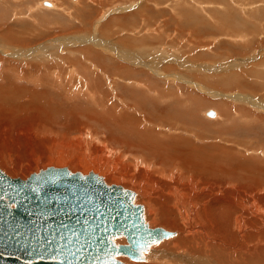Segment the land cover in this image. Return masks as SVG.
I'll return each mask as SVG.
<instances>
[{"label":"rangeland","instance_id":"374dc122","mask_svg":"<svg viewBox=\"0 0 264 264\" xmlns=\"http://www.w3.org/2000/svg\"><path fill=\"white\" fill-rule=\"evenodd\" d=\"M60 1L62 5L56 0H0V35L6 39V42L0 41L2 170L11 177L26 179L39 171L36 162H41L44 166L41 169L61 166L84 172L87 166L83 165L90 163L88 156L92 155L90 158L95 163L107 161L110 173L103 177L107 183L117 184L115 179L124 177L127 182L118 184L131 189L133 178L139 182L137 187L146 188L150 193L155 189L153 196L164 189L163 193L171 197V183L167 185L166 179L160 176L158 165L161 164L152 156L158 154L161 160L169 158L167 153L171 150L166 149L167 144L182 138L199 146L215 143L233 155L242 153L244 158L239 156L242 161L239 163L250 167L252 160L248 159H256L255 172L259 170L264 178V67L260 66L264 61V0ZM47 2L53 7L47 6ZM11 34L18 38H12ZM115 51L121 52V56ZM17 65L20 69L17 72H23L21 76L16 72ZM36 72L39 80L34 82L30 76ZM247 72L252 77L240 78L244 80L236 86L227 76L223 77L231 73L243 77ZM158 92L163 96H158ZM176 104L180 106L179 111L172 114L184 116L185 121L170 123L163 119L165 125L161 123L157 118L160 112ZM211 111L215 112L214 118L208 116ZM172 124L176 126L171 128ZM64 147L73 150L67 154L74 161H71L72 168L52 162ZM135 159L137 167L133 165ZM144 159L156 163L148 168L150 172L145 164H140ZM169 160L167 164L171 165L173 161ZM115 166L117 170L111 171ZM152 169L155 174L159 172L158 176ZM254 181L260 185V180ZM180 182L183 195L193 192L189 182L184 181L187 184L183 182V185ZM256 183H253L255 187ZM238 186L236 183L227 186L230 201L238 195L246 199L249 194H255L253 197L261 195L257 201L264 202V184L262 193L258 194H252L250 185L246 193L240 194ZM197 196L200 214H203L204 204L201 196ZM137 197L136 202L146 207V200L141 195ZM158 200L161 207L165 202ZM178 203L177 207L181 205ZM233 207V212L241 209ZM176 214L177 211L170 214L171 224L164 221L157 226L186 232L182 214ZM167 215L163 211L164 219ZM169 224L171 227L167 228ZM144 261L131 260L133 263Z\"/></svg>","mask_w":264,"mask_h":264},{"label":"bare ground","instance_id":"6f19581e","mask_svg":"<svg viewBox=\"0 0 264 264\" xmlns=\"http://www.w3.org/2000/svg\"><path fill=\"white\" fill-rule=\"evenodd\" d=\"M56 1L61 3V5L63 3L60 0H56ZM73 1H75V0H73ZM46 5L53 7V5L50 2H47ZM63 9H65V8H63ZM9 30L10 29L8 28L6 30V32L9 31ZM9 33H11V32H8L6 34H9ZM13 36H14V38H18L16 35H12V38H13ZM0 41L6 42V39H4V36L0 35ZM97 43H98V41H97ZM5 48H6V46H5ZM8 49L10 50V48H8ZM35 49H32L30 51H33ZM108 50L111 51V49H108ZM3 51H2V53H3ZM4 53L9 54L7 52H4ZM91 53L92 52H90V54ZM31 54L32 53H29V55H31ZM117 54L119 56H121L120 55L121 52L120 53L116 52V55ZM13 56L17 58L16 54H13ZM91 56L94 57V55H91ZM18 58L20 59L21 57H18ZM93 59H95V58H93ZM170 59L171 58L166 59V60L169 61ZM115 64H117V63L115 62ZM260 66L264 67V61L261 63ZM15 69H16V72L20 71L18 65L15 67ZM85 72H86V70H85ZM20 73H23V72L21 71ZM20 73L17 72V74H19V75H20ZM124 73H127L126 70H124ZM37 74L38 73L36 72V75L35 74H32L31 76L29 75L31 77V79L34 80V82L39 80V78H37V80H36V77L39 76ZM228 75H230V76H228ZM228 75H224L223 77L227 76L226 79H228L230 83H236L235 86L237 85V82L238 83L241 82V80H244L246 77H248V76L252 77V73L251 72H247L245 74L246 76L243 75V77L241 75H239V74H238L239 76H237L236 73H234V74L231 73V74H228ZM25 76H27V75L25 74ZM119 76L122 77L120 74H119ZM7 77L9 78V76H7ZM240 78H244V79H240ZM239 79H240V81H238ZM213 82H214V80H213ZM229 82H227V83H229ZM224 86L225 87H229L227 85H224ZM10 90L11 89H9V91ZM22 90H24V89H22ZM156 90H158L157 87H156ZM170 92H172V95L175 94L174 91L170 90ZM1 94H2V92H1ZM3 94H5V93H3ZM164 94H166V92ZM166 95L169 97L168 94H166ZM158 96L162 97L163 95L160 92H158ZM171 98L172 99L175 98V95H174V97H171ZM166 100H169V99H166ZM163 101H165V100H163ZM174 101H176V99H174ZM178 104L172 106V108L169 106L171 109H166V110L161 111L160 115L157 116V118H160L162 121H163V119H166V121H168V122L173 121V123L182 122L183 119L185 118L184 116L182 117V116H180V114H177V113L174 114V115L172 114L174 112L179 111V107H180L179 105H181V104H179V105ZM143 106H145V105H143ZM143 106H142V109L144 110L145 107H143ZM157 106H159V105H157ZM118 109H120V108H118ZM117 112H118V110H117ZM119 113H121V112L119 111ZM125 115H126V112H125ZM208 116L211 117V118H214L215 112H214L213 115L208 114ZM130 117L132 118V115ZM134 117H133V120H134ZM125 119H126V117H125ZM160 119H159V121H160ZM188 119H190V118H188ZM116 120H117V118H116ZM191 120H193V119L191 118ZM144 121L146 122V120H144ZM184 121H185V119H184ZM118 122H119V120H118ZM161 123H164V125H165L164 121L161 122ZM118 124H120V123H118ZM132 124H135V123H132ZM148 124H146V125H148ZM138 125H136V126H138ZM178 125H179V123L177 124V126ZM121 126H122V124H121ZM172 126H174L173 124L171 125V128H174L176 126V124H175L174 127H172ZM166 127H167V124H166ZM123 128H125L124 127V123H123ZM130 128H131V126H130ZM150 129L152 131V128H150ZM45 131H47V130H45ZM129 131L131 132V129ZM138 132H140V131H138ZM138 132H137V134H138ZM43 134H44V132H43ZM50 134H52V133H50ZM134 135H136V134L134 133ZM143 136H144V134H143ZM154 137H156V136H154ZM160 138L162 139V136ZM160 138H158V139L161 141ZM175 138L177 139L176 136H175ZM138 139H139V137H138ZM41 140H43V139H40V141ZM67 142H68V140H67ZM132 142H133V140H132ZM157 142H159V141H157ZM119 143H121V142H119ZM165 143H164V145H166ZM136 144H135V146H136ZM158 144L160 145V143H158ZM80 145H82V144H80ZM62 146H64V145H62ZM131 146L133 147V145H131ZM64 148L65 149H61V151H58V155L56 156L57 158H55V160H53L52 162L54 163V165H56V164L57 165H70V167L72 168L73 167L72 162H74V161L71 158H69L67 156V154H68V152L72 153L73 150L72 149L70 150V148H68V147H64ZM71 148H72V146H71ZM152 148H154V147H152ZM159 148H162V147H159ZM166 149L171 150L170 152L167 153L169 155V158H167V159L163 158L161 160L162 156H160V155H158L156 153H154L156 155H154L152 157L155 159V162H157L158 164H161V165H158V167L159 166L161 167V168H159V169H161V175L160 176H162L163 179L164 178L166 179L165 182H167V185L169 183H171L170 184L171 187H172L170 189V191L172 193L171 197L165 195L166 194L165 192H164L165 194L163 193V190H164L163 188H161L163 190H160V191L157 192V194H156L157 196H153L152 192L155 191V189L151 193L146 191V190H144L146 188L141 189L140 187H137V185H136V184H138V186H139V182H136L137 180H135V179H133L131 177L132 178L131 182H130L131 186H133L135 188V190H133L135 192V202H136V198H138L137 195H141L143 197V199L146 200V202H145L146 203V207H144V216H145V221L148 223V225L151 228L158 227L157 225L162 224L164 221L166 223H170L171 224L170 214H172V212H176L177 211L178 215L177 214L176 215L179 216V213L182 214V216H181L182 218L181 219L185 220L183 222H184V225H186L185 227L188 228V229H187L186 232H177V231L167 230L166 228L163 227L165 230L172 232V234L169 235L168 237L162 238L160 241H157V242L149 245L147 248L143 249V251H142L143 255H142V258L140 259V260H142V259L145 260L143 263H141V262L140 263H133V262H131V260H129L130 258H128L125 255L124 256H120L119 258L121 260L125 261L127 264H264V202H262L260 200L257 201L258 196L261 198V195H257L255 197H253L255 194L253 196L251 194H249L248 197L246 199H244L241 196H239L238 194H235V195H238L239 197L236 196V197L233 198L234 199L233 201H230L229 197H228V194H230L229 193L230 189L227 188V186H229L231 183H233V184L236 183L237 186L240 185V186H238L239 190L241 191L240 194L243 193L242 191L245 192V190L248 188V185L251 186L249 189L252 190V194H253V192H255L257 194L259 192L262 193V191H263L262 190L263 189L262 185L264 184V180H263L264 178L261 176L262 174H261V172H259V170H257V172H255V170H256L255 168L257 166L253 165V164H258L256 162V159H250V158L248 159V161L252 160L251 161L252 165L250 167L249 165H245L244 163L243 164L239 163L241 161V160H239V158H240L239 156L244 158L242 153L239 156L238 155H233L231 152L226 151L223 147L218 146V144L214 143V144H211V145H209L207 147L206 146H202V145L199 146V145L196 144L195 141L188 140V139H182V138L180 140L172 141V144L168 143ZM160 150H162V149H160ZM173 150H174V152L172 153ZM80 151H81V149H80ZM150 153H151V151H150ZM88 154H90V153H88ZM246 154H244V156ZM254 154H256V153H254ZM69 155H70V153H69ZM91 156L92 155L88 156L89 159L91 160L90 163L92 162L91 164L89 162H87V164H86L83 161L85 163V164L83 163L84 164L83 166H85V165L87 166L86 169L84 170V172H88V171L91 170V171H94V172L100 174L103 177H104V175L109 176V175H107V174L110 173V172L108 173L109 169L106 166V164H107L106 162L107 161L105 162L106 164L104 163L105 165L102 164V163H95V160L93 162L92 159L90 158ZM228 156H230V158ZM82 157H84V156H82ZM175 157H177L178 160H181V162H183V163L190 164L192 167L191 166H187L185 164H182L178 160L175 161ZM136 158H137V156H136ZM89 159H86V160H89ZM95 159H96V157H95ZM101 159H102V157H101ZM104 159H107V158L105 157ZM169 159L171 161H173L172 162L173 168L170 167L172 165L171 163H170L171 165L167 164ZM170 160H169V162H170ZM97 161H98V159L96 160V162ZM110 161H111V159H110ZM139 161H140V157H139ZM155 162L152 159H149V161L144 159L140 164H143V165L145 164L147 166V169H148L150 167L152 168V165ZM246 162H247V159H246ZM36 163H37V167H38L39 170H41V168L44 167L41 162H36ZM88 163H89V165H88ZM136 163H137V159H135V162L133 163V165L135 167H137ZM174 163H176V164H174ZM110 165L111 164H109V166ZM131 166H132V164H131ZM59 167H61V166H59ZM232 167H234V168H232ZM81 168H82V165H81ZM114 168L115 169L114 170L112 169L111 171L115 172L117 170L116 166ZM127 168H128V165H127ZM170 168H172V169H170ZM147 169H145V170H147ZM253 169H254V173H253ZM122 170L125 171V169H123V168H122ZM137 170H140V169H137ZM148 170H149L148 172H150V169H148ZM134 171H133V173H135ZM151 172H154V170L152 169ZM125 174H124V176H125ZM154 174H155V172H154ZM158 174H159V172H158ZM158 174L156 173L155 175L158 176ZM146 176H147V174H146ZM152 176L154 177V175H152ZM142 177L145 178L144 176H142ZM125 179L126 178H124V177H119V178L115 179V181L118 184V182L122 183L123 181H125ZM254 179L260 180V185L257 184L254 181ZM180 180L182 181V185H183L184 181L189 182V184L193 188V190H192L193 192L188 194V195H183V191L181 190V187L179 186L180 183H181ZM149 181L150 180H148V182ZM125 182H127V181H125ZM141 182L143 183L144 181H141ZM146 182H147V180L145 181V183ZM142 183H140V185L142 187H144ZM253 183H256L257 186L255 187L253 185ZM185 184H187V183H185ZM167 185L165 184L164 187L166 188ZM190 185H189V187H190ZM153 186H155V185H153ZM149 187H152V186L150 185ZM233 187L234 186H232V189L234 190ZM251 190H250V192H251ZM255 190H257V191H255ZM236 191H238V190H236ZM198 192L200 194H197ZM186 193H188V192H186ZM195 193L197 195H200L201 198H202V201H203V204H204V205L202 204L203 205V209H202V213L203 214H200L201 205L198 202L199 200L197 201V199H199V197ZM172 197L175 198V200H174L175 204L173 203ZM230 198H232V197H230ZM157 199H159V200L161 199L162 202H165V203L160 207L158 205ZM263 201H264V199H263ZM178 202H180V204H181L180 206L181 207L180 206L177 207L176 203H178ZM143 204H144V202H143ZM214 207L217 209V211H215L216 209L215 210L213 209ZM232 207L234 208V210H236L235 208H238V207H240L241 209L240 210H236V211L233 212L232 211L233 210ZM163 211L165 212V215H166V213H168L167 219L163 218ZM257 211L260 212V214H258ZM176 221H177V219H176ZM180 221H182V220H180ZM186 221H188L189 224L186 223ZM174 223H175V220H174ZM170 224L167 225V228L171 227ZM179 226H180V224H179ZM182 227H183V225H182ZM174 229H176V228H174ZM115 241L117 243H126L127 242L126 238L118 239V240H115Z\"/></svg>","mask_w":264,"mask_h":264},{"label":"snow or ice","instance_id":"6c2138e0","mask_svg":"<svg viewBox=\"0 0 264 264\" xmlns=\"http://www.w3.org/2000/svg\"><path fill=\"white\" fill-rule=\"evenodd\" d=\"M62 176L67 180L49 173L23 186L0 179V254L13 249L28 258L27 264H109L113 254L117 259L128 255L114 247V239L126 238L127 232L133 233L135 252L139 235L133 229L139 225L125 200L128 193L115 192L99 177L80 176L69 183L73 174ZM17 210L27 223L15 216ZM57 215L62 219L51 227L42 222Z\"/></svg>","mask_w":264,"mask_h":264},{"label":"water","instance_id":"95a60500","mask_svg":"<svg viewBox=\"0 0 264 264\" xmlns=\"http://www.w3.org/2000/svg\"><path fill=\"white\" fill-rule=\"evenodd\" d=\"M210 115L214 114V111L209 113ZM65 172H71L73 174L72 180H68L69 183L73 181H77L80 176L88 177L89 180H91L94 177H99L104 184L111 186L112 189L115 190V192H124L126 191L128 193V197H125L126 202L130 205V211L132 212V219L137 221L139 227L136 229H133L134 232L138 233L139 240L136 244L135 252H133V233L127 232L126 235V243H117L114 239V247L118 248L121 253H128L127 256L131 260H140L142 258V251L143 249L147 248L149 245L160 241L162 238L168 237L172 234V232L165 230L162 227H156L151 228L148 223L145 221L144 216V206L141 203L135 202V192L123 185L115 184V183H107L106 180L101 176L100 174L90 171L89 173H84L82 171H71L68 167H55V166H49L44 169L39 170L38 172H33L30 176H28L26 179L22 178H14L8 175L4 170L0 168V179H4L6 183H10L14 186H23L26 184H29L30 182H34L35 180L45 176L49 173H56L61 175L62 182L64 180H67V178H64L62 176ZM49 191H60V189H48ZM15 216L17 218L23 217V220L25 223L28 222L29 218L24 215L22 210H17L15 212ZM11 219V218H9ZM36 219H39L38 217ZM62 219L61 216L57 215L53 220L49 221L47 217H45L43 223H46L51 227L53 224H57ZM0 227H3V225H0ZM131 227V225H129ZM20 256L21 259L17 260L14 257ZM124 256V255H121ZM27 257L22 256L21 253L16 252L13 249H8L2 254H0V264H27ZM109 264H127L125 261L121 260L120 258L117 259L115 254L108 257ZM39 264H46L45 261H40Z\"/></svg>","mask_w":264,"mask_h":264},{"label":"crops","instance_id":"0c3cea01","mask_svg":"<svg viewBox=\"0 0 264 264\" xmlns=\"http://www.w3.org/2000/svg\"><path fill=\"white\" fill-rule=\"evenodd\" d=\"M210 113V112H209Z\"/></svg>","mask_w":264,"mask_h":264}]
</instances>
